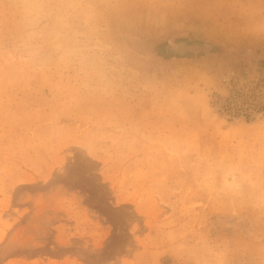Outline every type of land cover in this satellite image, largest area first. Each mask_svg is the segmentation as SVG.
I'll return each mask as SVG.
<instances>
[{
    "label": "rangeland",
    "instance_id": "1",
    "mask_svg": "<svg viewBox=\"0 0 264 264\" xmlns=\"http://www.w3.org/2000/svg\"><path fill=\"white\" fill-rule=\"evenodd\" d=\"M0 264H264V0H0Z\"/></svg>",
    "mask_w": 264,
    "mask_h": 264
}]
</instances>
